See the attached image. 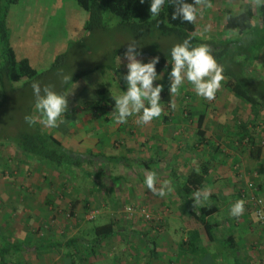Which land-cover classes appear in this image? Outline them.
I'll return each mask as SVG.
<instances>
[{
  "label": "rangeland",
  "instance_id": "rangeland-1",
  "mask_svg": "<svg viewBox=\"0 0 264 264\" xmlns=\"http://www.w3.org/2000/svg\"><path fill=\"white\" fill-rule=\"evenodd\" d=\"M211 3L212 7L206 9L204 14L197 18L196 35L203 40L237 41L241 35L226 28V14L228 10L237 14L246 4L253 6L252 0H211ZM86 20L87 13L78 6L76 0H18L7 9L6 22L10 34V46L18 59L27 58L31 66L41 74L38 79H34L27 85L21 81L14 83L13 87H7L6 95L4 89L0 87V231L3 234H9L12 240L23 239L30 246L22 252L21 257L13 260L16 263L18 261L17 264L60 263L67 252L64 248L61 254L54 250L41 251V253L35 251L36 242L49 239L66 241L67 238L76 237L79 256L84 260L80 261L78 256H75L72 258L75 264H143L151 250L148 238L146 240L150 248L146 247L143 241H141L143 243L141 247L134 243L143 232L145 223L154 226L152 208L130 205V202L125 203V189L129 186L133 187L142 196V188L146 187L144 178L149 171L157 172L158 168L155 167L157 164L149 161V167L152 170L145 169L142 165L144 157L134 153L136 149L134 152L129 151L132 153L131 156L127 153L129 158L125 156V150L121 156L118 151H113L115 155L112 154L110 159L102 160V163L95 160L90 165H85V168L92 173L90 177L85 176L83 180H80L84 175L79 170L69 181V175L57 174L48 164L20 151L13 138L18 132L31 131L37 127L47 133L54 135L58 133V131L52 132L54 129L46 128L42 123L38 122L34 126H29L25 121V116L29 115L40 120L35 108L33 82H39L42 87L54 86L57 92L69 93L68 109L75 107V110L76 106L97 100V88L101 85H104L114 96L122 95L127 90V84L122 78L127 72V60L124 54L113 60L115 50H125L130 41L135 40L139 46L138 51L142 53L138 59L148 62L151 59L150 56L155 53L170 52L173 45L179 43L176 37L161 36L157 31L153 38L136 37L121 27L119 19L107 11L104 12L105 27L93 33L85 30ZM258 21L255 13L252 20L254 28L260 26ZM205 29H207L206 32ZM254 52L256 53L253 51L251 57L255 54ZM238 59L243 62L246 58L241 56ZM2 64L3 54L0 43V65ZM115 64H117L116 68L112 69L111 67ZM225 66L231 68L228 62ZM95 68L97 70L82 77L78 82L70 81L71 83L67 84L62 82L64 74L72 73L73 77L80 71ZM247 69L251 72L254 69L252 73L254 79H264V61H253V65L251 64ZM170 71L169 64L163 73V79L154 83H163L166 88L170 85L168 80ZM222 82L225 83L224 80ZM221 87L223 91L219 96L216 94L214 100L205 102L217 107L221 106L216 113L223 116L232 114L230 110H223L228 109L223 103L227 102L233 106L237 103L234 115H242L245 106L236 100L235 95L224 84ZM191 96H193V102L204 104L195 94L192 85L187 82L178 96L174 98L172 96L171 104L191 101ZM105 111L106 116L109 109ZM197 111L203 112V110H194L195 114ZM80 113L84 114L83 111L76 110L78 117H82ZM95 113L97 117V111ZM99 113L102 112L99 111ZM111 115L110 119L114 122L116 111H112ZM100 117L103 119L102 115ZM73 118L65 120L71 121ZM138 119V116L129 118L133 122ZM261 119L260 117L259 120ZM122 127H125V124H122ZM87 128L84 127L85 130ZM129 128L132 132H137L140 127L129 125ZM151 131L147 130L144 133L148 135L152 133ZM133 137L135 139L132 141L133 144L138 145L140 141L135 135ZM144 152L148 161L147 156L152 151ZM76 198H79L82 203L77 205L73 216L69 214V208L70 202ZM47 200L50 203H47ZM86 201L87 204H85ZM127 207L134 209V215L137 216L136 219H132L134 221L129 220L128 214L132 215V211H128ZM145 210L152 219L147 220L142 216ZM94 211L97 213L91 219V213ZM110 221L116 223V233L98 248L95 255L89 254L84 245L87 246L88 241L91 240L92 229ZM259 226L262 227L261 224ZM166 229L168 231L169 224ZM182 230L181 224H177V232L171 234L175 241L179 238L181 240L186 234ZM125 241H129V244L125 245ZM109 244L112 245L109 246ZM160 245L158 244V247ZM75 250L70 249L67 253H75ZM159 251L158 259L162 260L160 264H173L183 253V250L175 254L170 253L172 248L168 235L165 236L163 247ZM143 252L145 256L147 255L146 259L143 258ZM217 260L218 257L215 261Z\"/></svg>",
  "mask_w": 264,
  "mask_h": 264
},
{
  "label": "crops",
  "instance_id": "crops-1",
  "mask_svg": "<svg viewBox=\"0 0 264 264\" xmlns=\"http://www.w3.org/2000/svg\"><path fill=\"white\" fill-rule=\"evenodd\" d=\"M256 60L264 61V52L259 53ZM253 71H248L251 76L254 75L252 74ZM222 84L225 85L224 82ZM222 91L223 88L221 87L217 92L218 96ZM172 96L174 98L178 95ZM199 98L204 104L200 105L199 102H193V96L190 97L191 101H181L174 104V108L172 107L173 104L170 103L172 110L170 114L172 119L170 120L164 121L162 117H159L147 125H139L136 121L128 120L125 127L116 123V120L112 122L110 119L112 117L111 108H106L105 105L101 104L105 110L109 109V113L105 116L106 111L102 108L98 109L95 105L96 100H94L93 103L76 106L75 110V107L68 109L65 114L66 119L74 117L73 120H64L65 125L61 123L52 132L58 131L55 136L64 142L68 148L76 152H91L92 154H99V156H112V154L115 155V153H112L113 151H118L119 156H121L123 150H125V156L129 158L127 153L131 156V152L136 149L134 153H139L144 157L142 165L145 169L152 170L149 167V161H152L153 164H157L155 167L158 168L159 181L161 183L166 180L172 181L174 190L164 197L154 195L147 187L142 188V196L133 187L129 186L125 189V203L130 202V205L149 206L152 208L154 222L156 223L155 228L153 224L145 223L142 229L143 232L134 244L141 247L143 245L141 241H143L144 245L149 247L146 240L148 238L149 240L152 239L160 250L163 247L165 236L168 235L169 244L172 248L170 253L175 254L179 252V242L184 243L187 241L189 244L195 238L194 236L198 235L196 243L193 240L198 248L197 250L209 248L214 251L216 247L218 250L220 247L222 253L219 254L215 264H232L230 260L225 259V249L220 246L219 241L209 240L204 227L195 220L194 211L199 206H195L194 193L184 194L181 188L185 176L192 170L205 167L207 173L203 189H210L212 195L203 206L212 204L216 199L219 210L208 219L215 221L213 223L217 224V238L234 236L239 248L238 254H241L245 261H250V264H264V227L260 228L256 216L250 213L246 206L244 214L238 218L233 217L230 213L231 206L236 201L243 199L240 193L247 190L250 183L256 187L255 194L264 198V162L262 160H252L244 147L243 143L245 141L243 143L240 141L244 133V125L246 127L248 125L250 132L256 134V140L260 139L262 140L261 143L264 142V120L261 121L264 119V113L258 118L259 120L261 117V120L254 121L255 111H253L252 106L236 97V100L245 106V113L242 112L243 114L239 116L234 115L237 103L233 106L226 102L223 105L228 109L223 110H230L232 114L223 116L216 113L218 107L221 106L211 105L205 102L207 100ZM76 110L84 112V114L80 113L82 117H78ZM194 110H203L204 112L203 129L210 134V139L205 143L198 144L197 124L195 123L198 114H195ZM96 111L99 118L96 117ZM99 111L102 113H99ZM189 112L192 114L191 117ZM101 115L103 119L100 117ZM129 125L139 126L140 128L137 132H132ZM84 127H88L87 130ZM147 130H152V133L147 135L144 133ZM133 135L140 141L138 145L133 144L132 141L135 140ZM123 144H125V147H123ZM144 151H152L147 156L148 161H146ZM85 165L84 169H86ZM157 187H159V184ZM80 202L82 203V201ZM131 214H128L129 220L134 221L132 219H136L137 216L134 215V212ZM167 224H169L168 231L166 229ZM177 224H181L182 232L186 234L181 240L179 238L178 241H175L171 234L177 232ZM119 242L123 243L122 240H119ZM127 243L129 244V241H125V245ZM158 244L161 245L158 247ZM149 248H147V251H149ZM143 253L145 255V252ZM147 261H149V258L143 264H146ZM160 261L162 262L158 258L152 259L150 264H160ZM188 262L195 264L192 254L184 251L173 264H186ZM197 264L201 263L197 262Z\"/></svg>",
  "mask_w": 264,
  "mask_h": 264
},
{
  "label": "trees",
  "instance_id": "trees-1",
  "mask_svg": "<svg viewBox=\"0 0 264 264\" xmlns=\"http://www.w3.org/2000/svg\"><path fill=\"white\" fill-rule=\"evenodd\" d=\"M5 1V4L3 2ZM18 0H0V43L2 44L3 64L0 65V87L4 89L6 95V88L13 87L14 83L23 81L24 85H27L34 79H38L41 74L31 66L30 61L27 58L18 59L13 48L9 44V30L6 22L7 9L9 5L16 3ZM233 1V0H232ZM79 7L87 13V20L85 30L88 33H93L98 29L104 28V12L116 16L119 19V25L125 28L126 31L130 32L136 37L142 39L153 38L152 36L157 31L161 36H173L176 37L179 43L183 42L186 38H191L194 45L207 44L210 45L213 54L217 61L224 66V81L225 86L239 99L248 102L253 111H255L254 121L258 120L259 116L264 113V79L256 80L248 72V67L253 61H257L256 58L259 53L264 52V8L257 9L254 6L246 4L244 9L237 14L228 10L226 14L225 26L228 30L239 33L240 38L237 41H214V40H203L196 35L197 25L196 22L187 23L181 20H172V12L175 10V5L170 3L165 5L160 16L156 19L151 17L149 8L150 3H140V0H76ZM191 2V0H189ZM255 13L258 16L259 27L254 28L252 24ZM126 50V49H125ZM125 50L117 49L113 53V60L119 55H123ZM253 51H256L252 55ZM159 56L160 60L157 64V71L164 73L171 60L170 52L155 53L150 56ZM245 57L246 59L239 61L238 57ZM251 63H249V61ZM251 59V60H250ZM253 60V61H252ZM226 62L231 64V68L226 67ZM114 64V63H113ZM117 64L111 68H116ZM233 66V67H232ZM97 70H84L76 73L72 77L71 82H78L82 77L90 74ZM116 70V69H115ZM227 79V80H226ZM70 82V83H71ZM126 88V87H125ZM172 95L169 92V85L161 93V104L164 108V114L162 119L164 121L172 119L170 114L172 112L170 103ZM98 99L95 105L98 109L111 108V111L115 110L114 95L109 93V90L104 85L97 88ZM105 110V109H104ZM194 114V112H193ZM196 134L198 144L205 143L210 139L208 131L203 129V122L205 115L203 112L197 113ZM189 116L192 114L189 112ZM188 116V117H189ZM246 129V130H245ZM15 144L20 151L27 155L35 158L38 161L44 162L54 169L57 174L69 175V181L76 175V171L80 170L84 175L80 180H83L85 176L90 177L92 173L87 169H84V164L90 165L93 161L111 158L110 156H99V154H92L91 152H80L74 151L68 148L64 142L58 139L53 133H47L37 127V129L31 131H21L14 135ZM264 139V138H263ZM241 143L244 141V147L247 149L249 157L252 160L264 162V142L262 140H256V134L250 132L249 126L244 125V133L240 138ZM91 155L90 157L86 155ZM107 162V161H106ZM264 165V164H263ZM207 170L205 167H199V170H192L187 176H185L184 182H182V191L184 194L190 192L195 193L197 190L203 189L205 184V176ZM98 175V174H97ZM94 184V183H93ZM243 200H246L245 206L250 210V213L256 215V208L253 206V202L250 200L253 192L247 188V190L241 191ZM258 197L264 198L262 196ZM215 202L206 206H199L194 211L195 220L200 223L211 241H219L220 246L225 249V259L230 260L232 264H250V261H245L241 254H238L239 248L237 240L234 236H226L217 238L216 229L217 224L215 221H210L208 218L219 210V206ZM81 200L76 198L70 202L69 214L75 215L77 205ZM47 203H50L48 200ZM87 204V201L86 203ZM258 223L259 219L257 218ZM154 223V228L156 223ZM116 223L110 221L108 223L96 226L92 229V238L88 241L87 246L84 245L88 253L95 255L98 248L102 247L105 242L114 235ZM196 239L198 235L194 236ZM187 243V241L179 242L178 251L186 250L192 254L195 264L197 262L201 264H215L216 258L222 253V249H216L211 251L209 248L197 250V246L194 241ZM151 250L149 252V261L146 264H150V260L156 259L159 256V249L157 244L152 240L148 239ZM188 246V247H187ZM29 244L21 240H12L9 234H3L0 231V264H17L13 260L18 259L22 256V252L29 248ZM35 251H50L61 254L62 248L66 249L67 252L70 249H76L75 253H67L62 257V261L58 264H75L72 259L78 256L80 261L84 259L79 256L78 239L76 237L67 238L66 241L60 239H51L45 241H39L34 244ZM188 248V249H187ZM91 251H90V250ZM147 255H143L146 259ZM148 260V259H147Z\"/></svg>",
  "mask_w": 264,
  "mask_h": 264
},
{
  "label": "clouds",
  "instance_id": "clouds-1",
  "mask_svg": "<svg viewBox=\"0 0 264 264\" xmlns=\"http://www.w3.org/2000/svg\"><path fill=\"white\" fill-rule=\"evenodd\" d=\"M150 3V14L153 19L160 16L165 5H175L172 12V20L195 23L198 16H202L206 9L212 7L211 0H140V3ZM255 8H264V0H252ZM207 29H205V32ZM138 44L131 40L124 52L127 60V72L123 80L127 84V90L122 95L114 97L116 123L127 124L130 117L138 116L136 121L139 125H147L164 114L161 104V93L164 91L163 83H154L163 79V73L157 71L160 57L154 56L148 62L138 59L142 53L138 51ZM171 71L168 73L170 81L169 92L178 95L185 83L192 85L195 94L205 100H214L224 80V66L220 64L213 54L210 45H194L191 38H186L181 43L173 45L170 51ZM121 63L119 57V65ZM72 73L64 74L62 82L67 84L72 81ZM35 97V108L39 113L40 120L33 116H25L29 126L42 123L46 128H57L66 119L68 112L69 93L57 92L54 86H41L39 82L32 83ZM174 108L175 105L173 104ZM198 171V170H197ZM144 183L154 195L164 197L174 190L171 180L160 182L155 171H149ZM159 184V187L157 185ZM212 192L210 189L197 190L194 195L195 206L206 204ZM245 212V201H236L230 209L233 217H240Z\"/></svg>",
  "mask_w": 264,
  "mask_h": 264
},
{
  "label": "built area",
  "instance_id": "built-area-1",
  "mask_svg": "<svg viewBox=\"0 0 264 264\" xmlns=\"http://www.w3.org/2000/svg\"><path fill=\"white\" fill-rule=\"evenodd\" d=\"M248 189L253 192L250 200L253 202L254 208L257 209L255 213L257 215V218L259 219L260 224L264 227V200L258 197V194H255L256 187L254 186V184L250 183ZM127 210L134 212V209H132V207H127ZM96 213V211L92 212L90 218L92 219L96 215ZM142 216H144L147 220L152 219L151 215L147 213L146 210L143 211Z\"/></svg>",
  "mask_w": 264,
  "mask_h": 264
}]
</instances>
